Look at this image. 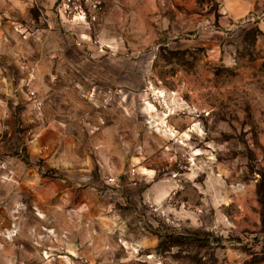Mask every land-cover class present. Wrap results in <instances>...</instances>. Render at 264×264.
Masks as SVG:
<instances>
[{
    "label": "rangeland",
    "instance_id": "rangeland-1",
    "mask_svg": "<svg viewBox=\"0 0 264 264\" xmlns=\"http://www.w3.org/2000/svg\"><path fill=\"white\" fill-rule=\"evenodd\" d=\"M44 127L83 143L70 206L99 243L32 264H264L260 1L0 0L4 155Z\"/></svg>",
    "mask_w": 264,
    "mask_h": 264
},
{
    "label": "crops",
    "instance_id": "crops-1",
    "mask_svg": "<svg viewBox=\"0 0 264 264\" xmlns=\"http://www.w3.org/2000/svg\"><path fill=\"white\" fill-rule=\"evenodd\" d=\"M33 132V140L26 139L29 161L19 155L5 156L0 148L13 173L12 181L0 186V264H32L41 256L39 243H99L79 218L89 213L70 206L76 196L84 195L78 187L89 163L83 143L66 139L67 131L61 136L45 127ZM108 152L109 166H116L120 174L124 153L117 148ZM44 167L54 168L60 176L43 173ZM12 227H18L19 233L8 239L5 232ZM64 232H69L68 240Z\"/></svg>",
    "mask_w": 264,
    "mask_h": 264
},
{
    "label": "built area",
    "instance_id": "built-area-1",
    "mask_svg": "<svg viewBox=\"0 0 264 264\" xmlns=\"http://www.w3.org/2000/svg\"><path fill=\"white\" fill-rule=\"evenodd\" d=\"M26 87H27L29 95L34 99L35 103L40 108L41 102H38L37 93L32 87L31 79L29 81H27ZM130 174L134 175L135 170H132L130 172ZM12 178H13V173L9 167L8 160L0 152V186L9 182V181H12ZM117 181H118L117 177H115V176L109 177V182L117 183ZM18 233H19L18 227H12L9 231H6L5 235L7 236L8 239H13L14 237H16L18 235Z\"/></svg>",
    "mask_w": 264,
    "mask_h": 264
},
{
    "label": "trees",
    "instance_id": "trees-1",
    "mask_svg": "<svg viewBox=\"0 0 264 264\" xmlns=\"http://www.w3.org/2000/svg\"><path fill=\"white\" fill-rule=\"evenodd\" d=\"M164 243H160V245H163Z\"/></svg>",
    "mask_w": 264,
    "mask_h": 264
},
{
    "label": "bare ground",
    "instance_id": "bare-ground-1",
    "mask_svg": "<svg viewBox=\"0 0 264 264\" xmlns=\"http://www.w3.org/2000/svg\"><path fill=\"white\" fill-rule=\"evenodd\" d=\"M161 92H162V91H161ZM162 93H163V92H162ZM162 93H161V94H162Z\"/></svg>",
    "mask_w": 264,
    "mask_h": 264
}]
</instances>
